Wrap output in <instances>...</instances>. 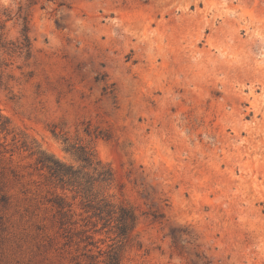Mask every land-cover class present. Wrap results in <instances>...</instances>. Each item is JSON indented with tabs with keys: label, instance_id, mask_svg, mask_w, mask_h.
<instances>
[{
	"label": "rangeland",
	"instance_id": "1",
	"mask_svg": "<svg viewBox=\"0 0 264 264\" xmlns=\"http://www.w3.org/2000/svg\"><path fill=\"white\" fill-rule=\"evenodd\" d=\"M86 197L120 264H264V0H0V264L106 251Z\"/></svg>",
	"mask_w": 264,
	"mask_h": 264
},
{
	"label": "trees",
	"instance_id": "2",
	"mask_svg": "<svg viewBox=\"0 0 264 264\" xmlns=\"http://www.w3.org/2000/svg\"><path fill=\"white\" fill-rule=\"evenodd\" d=\"M25 43L23 47L28 48V38H25ZM81 159L85 163H89V157L86 152L81 154ZM42 165L46 166L54 175H59V170L55 167L49 166L48 163L44 160L39 161ZM57 166V165H56ZM107 174V173H106ZM109 177V174H107ZM90 199L86 197V202L89 204L86 205L87 208L93 210V217H96L101 224V230H107V232H113L115 235L116 243H113L108 246L107 250L101 252L97 251L96 255L88 254L86 255L87 262L85 264H120L123 249L125 248L131 232L136 226L137 217L134 211L125 205H120L118 207L111 206L109 204H95L91 205ZM62 202L58 203L59 208H64ZM67 223V222H66ZM66 223H61L64 225ZM84 231L83 233H85ZM114 239V240H115ZM86 240H91L90 236L86 237ZM89 245H93L92 242H89ZM90 252V251H88Z\"/></svg>",
	"mask_w": 264,
	"mask_h": 264
}]
</instances>
